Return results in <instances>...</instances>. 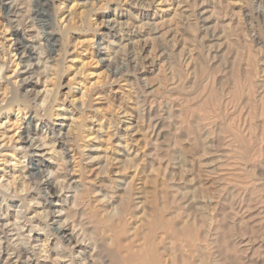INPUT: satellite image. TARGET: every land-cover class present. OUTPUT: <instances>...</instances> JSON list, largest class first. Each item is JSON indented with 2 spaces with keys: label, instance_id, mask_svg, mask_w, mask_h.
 Instances as JSON below:
<instances>
[{
  "label": "rangeland",
  "instance_id": "obj_1",
  "mask_svg": "<svg viewBox=\"0 0 264 264\" xmlns=\"http://www.w3.org/2000/svg\"><path fill=\"white\" fill-rule=\"evenodd\" d=\"M0 1V264H264V0Z\"/></svg>",
  "mask_w": 264,
  "mask_h": 264
},
{
  "label": "bare ground",
  "instance_id": "obj_2",
  "mask_svg": "<svg viewBox=\"0 0 264 264\" xmlns=\"http://www.w3.org/2000/svg\"><path fill=\"white\" fill-rule=\"evenodd\" d=\"M1 2V1H0ZM10 5V4H9ZM11 10V9H10ZM14 10V9H13ZM26 14V13H25ZM32 18V17H31ZM15 30V33L17 32V29H14ZM15 33H13V34H15ZM48 38H50V35H47V38H46V40L45 41H49V39ZM46 42V43H47ZM31 44H27V43H24V42H17L16 44H14V46H15V49L12 51V53H13V56L15 57L16 55H17V53H19L20 55L17 57V61H16V63H15V65L16 66H18V65H20V64H22V63H24L23 61L24 60H28L29 61V58L31 57V56H33V55H35V51H36V49H34L32 46H30ZM39 46H41V45H39ZM11 54V53H10ZM44 55V52H40L39 51V53H36V56H37V58H38V60L37 61H39V62H41V59L43 58L42 56ZM7 56V55H6ZM48 56V55H47ZM13 57V58H14ZM49 57V56H48ZM31 59V58H30ZM32 61V60H31ZM15 62V61H14ZM39 64V63H38ZM36 66V65H35ZM39 66V65H38ZM38 66H36V67H34L32 70H34V69H36L35 71H38L40 68L38 67ZM31 68H32V66L31 65H27V67H26V69H28V71L29 70H31ZM43 69H45V68H43ZM47 69V68H46ZM16 70V69H15ZM28 73V72H27ZM34 74V73H33ZM50 77V76H49ZM47 80V79H46ZM25 81V80H24ZM24 81H22V82H24ZM26 83V82H25ZM36 83V82H35ZM24 84V83H23ZM47 93H48V91L46 90V95H47ZM45 97V96H44ZM34 101V100H33ZM5 103V102H4ZM41 105V104H40ZM8 106V105H7ZM31 106V105H30ZM51 108V107H50ZM35 114V113H34ZM26 115V114H25ZM30 117V116H29ZM30 124V123H29ZM17 125V124H16ZM26 127V126H25ZM19 128V127H18ZM27 128H28V126H27ZM17 130V129H16ZM72 130V129H71ZM26 132V131H25ZM70 132V131H69ZM28 133V132H27ZM26 133V134H27ZM13 136V135H12ZM29 137H30V135H29ZM11 139V138H10ZM22 139V136L21 135H19L18 136V140H21ZM30 139V138H29ZM17 141V140H16ZM22 142H24V139H22L21 140ZM28 143V142H27ZM54 144V143H53ZM64 144V143H63ZM52 147V146H51ZM17 149V148H16ZM29 164H32V160L29 158ZM50 197V196H49ZM128 210V209H127ZM123 211V210H122ZM61 227V226H60ZM67 230V229H66ZM192 231V230H191ZM61 232V231H60ZM62 233V236H64V238L66 239H68V241L70 242L71 241V239H72V236H73V234L72 235H68L65 231L64 232H61ZM195 233V232H194ZM71 236V237H70ZM66 239V240H67ZM108 240V239H107ZM192 240V239H191ZM184 242V241H183ZM82 244V243H81ZM79 242H76L74 245H75V248H77L78 250H79V252L80 251H84L83 249H84V247H82V245H81ZM169 243H167V245H168ZM194 245H195V243H194ZM185 247V246H184ZM161 248V247H160ZM162 249V248H161ZM178 251V250H177ZM193 253V252H192ZM111 254V253H110ZM138 257H140V256H142V254H140V256L139 255H137ZM137 256H135V257H137ZM145 256V255H144ZM127 257H129V256H127ZM130 257H132V256H130ZM129 257V258H130ZM137 257V258H138ZM116 258V257H115ZM137 258H135V259H137ZM140 258H142V257H140ZM132 259V258H131ZM134 259V260H135ZM182 259V258H181ZM90 260V259H89ZM112 260V259H111ZM139 260V259H138ZM143 260L145 261V257L143 258ZM188 260V259H187ZM130 261H132V260H130ZM144 261H143V263H144ZM199 261V260H198ZM116 262V261H115ZM138 262V261H137ZM169 263V262H168ZM195 263V262H194ZM84 264V263H83ZM139 264H140V262H139Z\"/></svg>",
  "mask_w": 264,
  "mask_h": 264
}]
</instances>
